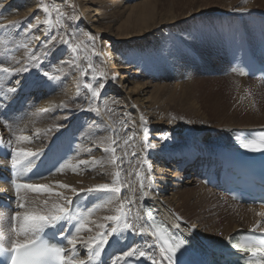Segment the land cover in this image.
I'll return each instance as SVG.
<instances>
[{"label":"bare ground","instance_id":"obj_1","mask_svg":"<svg viewBox=\"0 0 264 264\" xmlns=\"http://www.w3.org/2000/svg\"><path fill=\"white\" fill-rule=\"evenodd\" d=\"M160 1L142 0L132 3L131 0H74L82 16L83 27L94 32L96 38L105 37L107 33L102 30V25L114 26L121 20L120 24L114 27L113 34L107 33L111 37L110 42L109 39H104L100 49L98 48L100 52L105 51L107 54L102 53L107 69H119L120 73L118 79L107 81V91L104 95L111 103L105 101L97 113L89 109V93L86 92L87 98L83 99L85 97L79 86L80 75L75 73L74 68L63 63L68 58V52L62 54V42L58 41L57 37L50 42L52 39L47 36L44 27L41 28L40 23L44 18L36 6L37 0H0V33L3 35L0 36V66L10 69L25 65L29 67L28 72L18 75L0 73V169L6 170L13 166L12 148H24L39 153V156L32 159L31 167H24L28 161H23L16 167L23 174L31 170L44 154L61 152L64 163L47 178L33 183L52 186L53 192L62 193L68 203L55 195L33 193L24 188H20L16 193H9L8 187L3 184H0V197L7 196L21 213L33 208L43 211L45 200L49 201V207L52 203H60L67 208L71 219L57 226L59 232L63 234L72 223L73 230L67 237L76 236L79 222L83 221L92 231L82 230L79 237L88 239L102 231L96 224H106L107 229L111 230L114 225L106 221L105 217L118 214L116 209L119 204L115 195L110 192H89L88 189H95L102 184L112 185L116 180V173L119 172L121 199L132 201L131 204H126L124 209L129 222L135 220L138 228L141 225L148 226L143 210L151 207L167 222L174 234L176 230L184 233L195 248H204L211 254L225 255L229 248L223 247V241L236 231H250L257 223L261 226L256 231H264V217L258 215L264 212V208L245 207L232 202L201 183L195 176L194 168L181 170L180 165L189 162L193 155H199L200 159L204 153L212 154L217 147L230 145L229 132L232 130L263 129L264 82L239 78L233 72H228L229 75L222 77L216 76L225 84L219 86L214 93L208 92L217 107V111H213L214 114L210 113L214 121L216 120L215 123L212 121L211 124L195 128L184 127L181 132L170 123H162L165 109L161 102L165 99L164 93L168 89H164L160 83L166 81V68L177 72L181 71V68L177 56L175 68L166 67L171 65L169 60H174L170 57L173 58L175 49L180 50L179 46L176 47L177 44L172 43L168 32L178 31L179 34L180 26L170 8H160ZM247 1L249 0H228L226 7L220 8H228L222 12L223 15L231 12L238 15L239 21L245 20L238 24V29L243 27L240 40L236 38L242 54L245 41L251 48L257 47L258 44L261 47L264 45V16H257V11L252 8L255 6L246 4ZM255 4L264 8V0H255ZM250 21L253 22L252 28H245L244 24ZM229 28L235 27H224V33L220 34L221 39L216 41L213 38L214 42L226 43L228 39L223 38L233 32ZM199 32V29L194 32L198 38ZM109 43L115 47L110 49ZM31 50L34 53L40 52L42 62L37 67H31L28 60L27 53ZM216 53L218 51L209 56L212 64L208 68L218 67L217 62H213ZM261 56H264L263 49ZM51 64L58 69L52 71ZM45 65H48V68H45ZM220 68L226 72L223 64ZM47 70H50L49 73L54 79L48 80L43 76V72ZM172 74L175 76L170 80L184 78L182 74L179 77L175 73ZM37 81H43V86H35ZM10 88L17 91L9 92ZM175 88L170 91L174 93ZM189 89L184 88L183 91ZM192 94L195 96L194 92ZM222 94L224 101L219 96ZM164 102L167 100L162 103ZM177 107L182 111L193 110L204 118L198 111L201 106L194 101L185 102L184 98L180 97ZM141 117L147 121L146 124H141ZM169 117L165 118L169 120ZM233 118L238 120L233 121ZM4 121L8 122V127H5ZM119 121L125 122L129 128L128 140L119 133ZM145 130L148 133L147 140L144 139ZM21 135L29 137L31 143L19 141L17 137ZM62 138L69 142V146L60 141ZM162 138L172 143L171 146H161L165 144L162 143ZM9 139L13 141L11 147L7 145ZM113 140L116 141L115 147L119 157L115 163L113 154L104 151L105 148L114 146ZM178 141L183 144L179 145ZM175 142L177 144H173ZM127 155L132 158L129 159ZM81 160L85 163L80 164ZM144 160H147V163H143ZM65 164L68 167H64ZM73 167L77 169L76 172L72 171ZM141 178L144 184L143 192L140 188ZM58 183L70 185L78 194L56 187ZM189 200H196L207 208L216 207L213 213H218L209 219L207 214L202 215L194 209ZM21 201L25 203L24 209L18 207ZM224 202L227 206L222 207ZM13 214L14 212L0 208V243L7 248L11 247L13 240L23 239L16 234L19 224L11 220ZM176 223L180 225L179 229L173 227ZM107 239L109 243L104 246L100 257L89 253L78 241L77 259L83 260L84 264H111L112 259L133 247L159 258V249L155 247L158 242L150 235L133 234L131 230H123L121 225V229ZM65 246L68 249L65 252L68 259L71 245H68L67 239L63 244V247ZM139 260L151 264V261L143 257Z\"/></svg>","mask_w":264,"mask_h":264},{"label":"rangeland","instance_id":"obj_2","mask_svg":"<svg viewBox=\"0 0 264 264\" xmlns=\"http://www.w3.org/2000/svg\"><path fill=\"white\" fill-rule=\"evenodd\" d=\"M79 1L82 2V0H79ZM139 1H142V0H131L132 3L139 2ZM238 1L239 0H237V2ZM160 3H161L160 8H164L166 10H169L170 8V10H172L175 13L173 14V16H175L178 19L177 24L178 26H180L179 34L177 33L178 31L173 32V33H171L170 31L168 32L170 39L172 40V43L177 44L176 47L179 46L180 50L178 51V49H175L174 53L172 54L173 58L170 57V59H174V60L172 61L168 59L171 62V65L166 66V67L175 68V64H176L175 59L177 56V59L179 60V64H180L179 67L181 68V71L179 70V72L170 71L169 69L166 68L165 69L166 70L165 71L166 81H162L160 83V85L164 89H168L164 93L165 95L164 100H167V102L162 103L164 100L161 102L162 107L165 109V111L163 110L164 115L162 118L163 120L162 123H166V122L170 123L171 125L174 126L175 129H179L180 132L182 131V129H184V127L186 129V128H192V127L194 128L202 127V126L211 124L212 121H214V119L212 118L210 113L214 114L215 112L213 111H215V109L217 111V107H216V103L213 101L212 97L210 96V93H214L216 89L219 88V86L221 87L223 86V84H225L222 80L218 79L219 76L222 77V75L230 74L228 73L229 72L228 70V59L229 58L225 59L224 47L227 46V50L231 49L230 45L233 42L232 37L234 35V32L235 34H236V31H237V34L238 32H240L243 26H241V28L238 29L237 28L238 24H240L241 22H244L245 20L242 19V21H239L238 19L240 18H238V15L231 13V12L223 15L222 12H225L228 8L226 9H220V8L222 6L226 7L228 0H223V1L222 0H161ZM245 3L255 6L252 8H254V10L257 11L256 13L257 16H260V15L264 16V8L263 7L261 8L258 5H256L255 0H249ZM45 5L48 6L47 13L43 10V6ZM36 6H38V9L42 13V16L44 18L42 19L43 21L47 19L49 15L51 16L54 26L50 30H48L47 25L42 23L43 21L40 23L42 24L41 28L44 27L46 33H48L47 36H49V38L52 39L50 42L54 40V37H57V40L61 41L60 36L63 35L65 39H71L74 37V39H71V42L81 45V48L78 51V53H73L67 45L62 43V47H61L63 48L62 54H66L68 52L67 53L68 58L66 61L64 60L63 63H66L67 67L74 68L75 73L80 75L79 76L80 78L79 86L81 90L83 91V94L85 97L83 99L87 98L86 92L89 93L87 87H85V84L87 82H92L94 86L96 83L100 81L104 83L105 87L101 90V97H103L104 99L103 101H96V103L94 104L95 106L99 105L100 107H102V104L105 101H109L107 99L108 97L104 95V93L106 94V91H107V86H108L107 81L113 80V77H115V79H118L120 70L119 69H111V70L107 69L106 60H104L103 62V59H102L103 58L102 53L106 54V52L105 51L100 52L99 49L101 47L102 42L105 41L104 39H109V42H110L111 37L109 34H113L112 32H113L114 27L120 24L121 20L119 19V21L116 24H114V26L112 24L110 26L102 25L103 27L102 30L107 31V33L109 34L107 35L106 33L105 37L96 38L94 35V32L89 31L85 27H83L84 26L83 21H82L83 19L79 13V9L75 5L74 0H37ZM240 6H242V4ZM56 8H59L60 12L64 14L63 20H62L63 27H60V25L56 24V17H57V12L55 10ZM122 19L124 20V18ZM227 25L229 27L231 26L235 27V28H229L230 30H233V32L231 31V34H228L223 38V39H228L229 42L228 41L226 42L227 45L226 43L221 42V41L217 43L214 42V39L216 41L221 39L220 34L224 33L223 29L224 27H227ZM252 25H253V22L251 21L248 22L246 25L244 24L245 28H248V29H251ZM198 29L200 30L199 38H198V35L194 34V32ZM1 34L2 33H0V36H3ZM88 34H91L93 37H95V40H94V48H95V53H96L95 55L93 54V51H92L93 41L88 40ZM108 47L111 49V47H115V46H112L109 43ZM215 51L216 52L218 51V53H216L215 57L213 58V62H217L218 67H214L211 69V68H208V66L212 64L211 58L209 56L215 53ZM35 54L36 55L39 54L38 56H40L39 51ZM77 57L79 58L77 59ZM123 61L126 62L124 59ZM89 64L92 65L91 68H89ZM221 64H223L224 70L227 72H224L223 69L220 68ZM51 67H52V71H56L58 69L52 64H51ZM45 68H48V65H45ZM109 68H112V67H109ZM177 68H178V65L176 69ZM47 71L50 72V70H47ZM172 73H175L177 77H179L180 74H182L184 78L182 80L181 79L180 80L178 79L175 81L170 80L172 79V76H175ZM218 73H221V74H218ZM102 74H105V75H102ZM94 76L97 77L98 79L93 80ZM174 87L176 88L173 89L174 90V93H173L170 91V89ZM184 88H190V89L183 91ZM125 89H126L125 91H127V88ZM193 92L195 93V96L192 94ZM171 94H173V96H171ZM89 95L91 96L90 93ZM182 95H185L186 97ZM219 96L222 97L224 101L223 94ZM180 97H183L185 102L194 101L198 106L200 105L201 107L198 109V111L202 113L204 118L198 116L193 110L186 109L185 111H182L181 109H178L177 104H178ZM91 100H92V97L90 101ZM109 103H111V101H109ZM257 103L260 105L259 102ZM114 108L115 107L113 104V110ZM166 116H170L169 120L165 118ZM234 120L237 121L238 118L236 119L233 118V121ZM215 122L216 120L213 123ZM122 126L123 128L121 129ZM119 133L121 134L123 138H126V140H128L127 137L129 136V128L125 125V122L119 123ZM165 140H166L165 138H162V143H165V144L161 146H163L164 148L170 147L172 143L166 142ZM186 141L187 139L185 138L184 142ZM110 142H111V139H110ZM173 144H177V142ZM178 144L180 145L183 143H180L178 141ZM115 146L116 145H114L113 147ZM117 151L118 150L116 149V153H115L116 157H118ZM128 158L131 159L132 156H129ZM118 162H120V160ZM189 204L190 205L192 204L194 209H196L198 212H201L202 215L207 214L206 217L209 219H211L218 213V212L213 213L216 210V207L211 206L210 208H207V206H204L203 204L199 203L196 200H189ZM225 205L227 206L226 202H224V205H222V207Z\"/></svg>","mask_w":264,"mask_h":264},{"label":"snow or ice","instance_id":"obj_3","mask_svg":"<svg viewBox=\"0 0 264 264\" xmlns=\"http://www.w3.org/2000/svg\"><path fill=\"white\" fill-rule=\"evenodd\" d=\"M43 10L47 13L48 6H43ZM57 12L56 24L63 27L62 20L64 14L60 12L59 8L55 9ZM42 23L48 26V30H50L54 25L51 19V16L45 19ZM71 39H74L71 38ZM71 39H65L63 35L60 36V40L63 44L67 45L73 53H78L81 48L80 44L72 43ZM88 40L93 41L92 51L95 55L94 48V40L91 34H88ZM47 43V42H45ZM28 60L31 63V67H37L41 62V57L36 55L34 52L29 51L27 53ZM79 57H77L78 59ZM74 62V61H72ZM19 63V62H17ZM92 65L89 64V68ZM29 67L27 65L17 68L10 69L9 67L0 66V73H4L7 75H18L21 72H28ZM243 74V73H241ZM105 75V74H102ZM43 76L47 77L48 80L54 79L52 75L48 71L43 72ZM97 77H93V80H97ZM115 79V77H113ZM43 81H37V87L43 86ZM89 93L91 94L92 100L89 103V109L91 111H95L97 113L100 112V106L96 105L93 107V104L96 101H103V97H101V90L105 87L102 81L95 84L92 82H87L85 84ZM9 92H15L17 89L10 88ZM61 107H65V105H61ZM46 111V110H45ZM110 111V110H109ZM147 121L141 117V124H146ZM5 127H8V122L4 121ZM50 131V130H49ZM38 135V133H37ZM148 133L145 130L144 139L147 140ZM19 141L31 143L29 137L21 135L17 137ZM13 141L9 139L7 141V145L9 147L12 146ZM113 145H115L116 141H112ZM127 143V141H125ZM242 146L249 151H264V133H260L259 141L255 139H245L242 142ZM105 152H111L113 154V163L116 162L118 157L115 156L116 148L108 147L104 149ZM135 155V153H133ZM39 156L38 152L28 151L24 148H12L11 157H12V165L15 169L18 165H21L23 161H28L24 167H31L32 159ZM80 164H84L85 161H79ZM143 163H147V160H144ZM64 167H68L67 164ZM62 171V169H60ZM149 172L151 171V166L149 165ZM73 172H76L77 169L75 167L72 168ZM15 175V173H14ZM120 173H116V180L113 181L112 185L102 184L98 185L95 189H88L89 192L98 191V192H110L115 195L116 200L119 201L116 215H109L105 217V220L111 222L114 226L109 231L107 229L106 224H96V227L101 229L102 231L98 232L94 237H89L88 239H83L79 237L80 231L91 232L92 229L86 226V223L81 221L76 229L77 235L71 238L67 236H62V239H67L68 245H71L70 257L66 260L65 252L68 250L65 247H60L56 244H50L42 239L41 234L47 228H55L58 225H61L63 222L71 219L68 214L67 208L62 206L60 203H52L51 207H49V201H44V210L39 211L38 209H31L25 211L23 213L17 211L11 216V220L15 223L19 224V228L17 230V236L23 237V239L13 240L11 242L10 247V255L9 249L0 245V257L4 258V264H84L83 260H78L76 257V246L78 241L83 244L89 253L94 255L95 257H100L101 252L104 250V246L109 243L107 239L108 236L114 235L118 230H131L133 234L137 235H150L154 238L158 243L155 247L159 249V258H157L154 254L145 252L143 250L137 249L135 247L131 248L128 251H125L123 255H118L114 259L111 260V264H128L126 258L136 257L137 259L143 257L146 260L151 261V264H184L181 260V257L188 253L189 249L186 245L189 243L187 238H179L175 234L168 233L161 225L156 224L152 220L151 213H148V226L141 225L139 228L135 220L133 222H129L127 218V214L124 211L126 204H131L132 201L130 199H121L122 186L119 182ZM139 175V174H138ZM11 184L15 187V189L19 190L20 188H24L30 190L33 193H46L49 195H55L60 199L65 200V203H68L67 198L63 197L60 192H53V188L47 184H34V183H24L18 184L16 179L13 178L11 180ZM56 187L61 189L70 190L73 193H77L75 188H72L68 184L58 183ZM140 188L143 192L144 184L143 179L140 180ZM78 194V193H77ZM146 195L147 193H143ZM20 209L25 208V203L21 201L18 205ZM261 217H264V212L258 213ZM139 219V218H137ZM179 219V218H177ZM261 224L257 223V225L251 229L252 232H255L257 228H260ZM173 227L179 229L180 225L178 223L174 224ZM149 228L151 231H149ZM231 248L236 249L238 252L251 253L252 258L245 261V264H264V239H260L256 242H248L247 237H240L235 242L230 237L227 242ZM153 247V245H150ZM179 253V255H178Z\"/></svg>","mask_w":264,"mask_h":264}]
</instances>
